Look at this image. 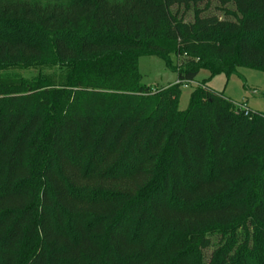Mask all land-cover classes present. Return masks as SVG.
I'll return each instance as SVG.
<instances>
[{
	"label": "trees",
	"instance_id": "1",
	"mask_svg": "<svg viewBox=\"0 0 264 264\" xmlns=\"http://www.w3.org/2000/svg\"><path fill=\"white\" fill-rule=\"evenodd\" d=\"M239 68L264 0H0V264H264V115L196 79Z\"/></svg>",
	"mask_w": 264,
	"mask_h": 264
},
{
	"label": "rangeland",
	"instance_id": "2",
	"mask_svg": "<svg viewBox=\"0 0 264 264\" xmlns=\"http://www.w3.org/2000/svg\"><path fill=\"white\" fill-rule=\"evenodd\" d=\"M175 62V56H172ZM142 83L148 86L174 83L176 72L168 69L164 60L155 55L141 56L138 60ZM198 81L206 80L207 84L216 91L222 92L235 103H245L247 107L264 115V72L249 68H239L238 73L228 78L224 74L210 77L206 70H200L196 78ZM195 82L187 87H181L179 108L185 109L189 95L195 87Z\"/></svg>",
	"mask_w": 264,
	"mask_h": 264
},
{
	"label": "built area",
	"instance_id": "3",
	"mask_svg": "<svg viewBox=\"0 0 264 264\" xmlns=\"http://www.w3.org/2000/svg\"><path fill=\"white\" fill-rule=\"evenodd\" d=\"M190 83H193V82H190ZM190 83L189 82L184 83L183 87H187ZM195 84H197V82H195ZM235 105L238 110L243 111L245 114H248L251 111L245 103H235Z\"/></svg>",
	"mask_w": 264,
	"mask_h": 264
}]
</instances>
